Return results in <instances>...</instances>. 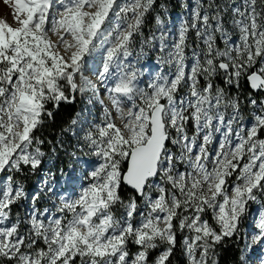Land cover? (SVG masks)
<instances>
[{"label": "snow or ice", "instance_id": "1", "mask_svg": "<svg viewBox=\"0 0 264 264\" xmlns=\"http://www.w3.org/2000/svg\"><path fill=\"white\" fill-rule=\"evenodd\" d=\"M2 2L0 264H219L226 240L264 264V0H185L175 28L169 0ZM61 150L84 167L67 187L45 169Z\"/></svg>", "mask_w": 264, "mask_h": 264}, {"label": "rangeland", "instance_id": "2", "mask_svg": "<svg viewBox=\"0 0 264 264\" xmlns=\"http://www.w3.org/2000/svg\"><path fill=\"white\" fill-rule=\"evenodd\" d=\"M184 2H185V0H169V4H170L169 5V9H170L171 18L169 19L168 23H169L170 26H173V28H175L176 26L179 25L182 17L185 14L184 10H183V8L181 6ZM178 8H181L182 12L177 13L176 9H178ZM149 26L152 27L151 18H150V21H149ZM146 33H147V29H146ZM136 52H139V48L138 47L136 49ZM100 59L101 58L98 56L95 59V61H94V63L97 66H99V64H100ZM132 59H133V63L136 64V66L138 68H142V69L145 70V77H144L145 79L147 78V73L148 72H153L154 73L155 71L158 70L157 64L154 63V62H156L157 54L155 52L149 50V49H145V54L140 57L138 63L136 62L135 58H132ZM87 74L91 75L90 72L87 73ZM79 106H80V109H81V107H83V104L80 102ZM92 111L94 113H96L97 115H102V108L98 104L95 105L92 108ZM245 116L246 117L248 116V110L247 109H245ZM64 139L67 141V143L69 145L68 146V151L69 152L73 151L72 145L75 144V140L71 136H65ZM77 155L80 156L81 160H83V161H88V160L93 159L92 157L83 156L80 153H77ZM64 160H66V162H67V167H66L67 169L64 170V173H66L68 177L78 178L81 175V173L83 172V170H84L83 164L76 163L75 158L71 157L69 155H66L63 150H61L55 157H51V158L46 160L45 169L46 170L47 169H51L52 172L56 173V179L60 181L61 185H63L64 187H67V185H65V183H64V178L61 177L60 171H59L61 169V166L64 163ZM41 175H42V173H38L35 176H30L26 180L25 184L27 185V187L30 190H35L36 189L37 185L39 184ZM45 206H50V204H48L45 201ZM258 207H259L258 205H252L250 213L242 221V225H241V227L243 229L242 235H247L249 238H250L251 234L254 231L255 222H256V219H257V216H258V213H257V208ZM242 241H243V245H242V247H243L245 241L244 240H242ZM260 254H261V252H258L256 250H254L251 253L252 258H253V264H257V257ZM183 259H184V257H183ZM184 261H185V259H184Z\"/></svg>", "mask_w": 264, "mask_h": 264}, {"label": "trees", "instance_id": "3", "mask_svg": "<svg viewBox=\"0 0 264 264\" xmlns=\"http://www.w3.org/2000/svg\"><path fill=\"white\" fill-rule=\"evenodd\" d=\"M177 12H181V8L176 9ZM80 102L78 100L75 104H62L60 109L55 113L54 121H49L45 126L40 129L38 135L42 139L56 141L59 137L61 129L66 127L70 119L74 114L79 111ZM45 151H48V144L44 145ZM67 162L64 160L61 169L66 170ZM26 182V181H25ZM235 240V238H233ZM243 241L240 240L237 243L233 241L226 240L222 246L219 247V264H236L237 258L239 256V249L242 248ZM175 264H185L183 256L177 252Z\"/></svg>", "mask_w": 264, "mask_h": 264}, {"label": "bare ground", "instance_id": "4", "mask_svg": "<svg viewBox=\"0 0 264 264\" xmlns=\"http://www.w3.org/2000/svg\"><path fill=\"white\" fill-rule=\"evenodd\" d=\"M181 12H182V10H181ZM9 13H10L9 8L3 4L2 0H0V15L1 16H7V18L11 19V15ZM177 13H179V12H177ZM154 63H156V62H154Z\"/></svg>", "mask_w": 264, "mask_h": 264}, {"label": "built area", "instance_id": "5", "mask_svg": "<svg viewBox=\"0 0 264 264\" xmlns=\"http://www.w3.org/2000/svg\"><path fill=\"white\" fill-rule=\"evenodd\" d=\"M170 5V4H169ZM179 9V8H178Z\"/></svg>", "mask_w": 264, "mask_h": 264}]
</instances>
